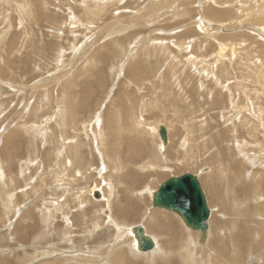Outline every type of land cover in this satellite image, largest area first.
<instances>
[{
  "label": "rangeland",
  "instance_id": "obj_1",
  "mask_svg": "<svg viewBox=\"0 0 264 264\" xmlns=\"http://www.w3.org/2000/svg\"><path fill=\"white\" fill-rule=\"evenodd\" d=\"M201 1L199 4L197 0H0V237L3 236L0 238V264L2 261L20 264L24 257L32 256H36L35 260L29 258L27 261L38 260L35 263L39 264L45 258L44 251L54 257L58 254L67 256L68 253L92 256L100 247H110L109 241L115 231L107 221L112 215L115 221L123 219L126 228L145 227L162 249L167 248L172 235L148 226L145 216L149 215V210L170 215L184 231L187 228L175 214L153 209L152 197L148 194L168 178L187 173L197 177L205 196L211 212L207 245L214 243L220 234L217 237L211 234L218 229L214 227L219 221L224 222L222 217L225 216L219 211L220 206L213 202L214 196L208 187L211 181L205 177L208 173H216L220 167L231 177V182L239 179L250 185L248 180L259 167L251 166L249 162L257 152L255 146L264 145V120L260 123L251 119V124L257 127L254 138L243 124L238 127L235 123V131L231 127L226 132L227 117L234 113L228 109L234 101L227 102L230 107L225 105L214 110L216 107L209 103L213 87L203 78L211 71L212 63L207 62L216 56L218 45L226 46L227 59L224 60L227 62L234 59L232 63L239 68L263 69L264 58L258 53L264 50V42L245 28L253 23L255 27L264 26L263 21L259 24V20H253L259 15L264 18V0ZM207 9L220 13V18L213 20ZM201 16L214 25L221 23L226 27L239 22V27L210 36L213 33L209 32L211 26H204ZM110 25L114 29L108 32L107 26ZM230 35H236L237 40L232 42ZM141 49L148 50L150 56L144 52L149 57L137 61L136 55L144 51ZM232 50L238 53L234 55ZM237 70L232 71L235 77ZM260 79L252 77L250 88H260L261 81L264 83V79ZM228 83L236 85L233 79ZM250 88L247 87L249 93ZM239 90L235 92L236 98L232 92V99L244 96L237 95ZM259 96L263 102L260 99L258 102L263 108L264 95ZM243 103L244 100H240L238 104L242 106ZM125 109L127 121L117 124L113 114H118L114 110L125 115ZM67 112V122H60L62 119L57 116H64ZM159 126L168 132L165 146L157 133ZM230 131L236 135L234 141ZM132 132H137V137ZM6 134L8 140H5ZM71 145L76 150L63 152L65 146ZM106 145L109 149L105 148ZM189 145L193 151L187 154ZM237 146L245 147V150L238 152ZM116 163L123 166H116ZM257 173L256 178L264 177L262 172ZM104 184L111 187L109 196ZM91 188L96 189L92 194ZM96 191L100 195L98 199L94 195ZM241 192V197L246 195L248 201L251 193ZM236 193L239 195L240 191ZM261 194L258 198L264 203V191ZM262 207L257 212L260 217L264 216ZM29 213H32V219H25ZM241 226L234 230L238 237L244 230ZM188 231L191 235L188 240H195L196 232ZM226 231L228 240L231 232ZM65 234L70 235L72 243H64ZM201 245L196 244L197 249ZM210 250L208 255H215L218 264L234 262L226 252L218 260ZM17 259L19 263H15ZM54 259L62 261L51 260Z\"/></svg>",
  "mask_w": 264,
  "mask_h": 264
},
{
  "label": "bare ground",
  "instance_id": "obj_2",
  "mask_svg": "<svg viewBox=\"0 0 264 264\" xmlns=\"http://www.w3.org/2000/svg\"><path fill=\"white\" fill-rule=\"evenodd\" d=\"M176 1H181V0H176ZM198 3L200 4V2H202L201 0H197ZM238 1V0H237ZM166 2V1H165ZM159 3V2H158ZM177 3V2H176ZM179 3V2H178ZM177 3V4H178ZM186 3V2H185ZM189 3V2H188ZM155 4V3H153ZM160 4V3H159ZM163 4V3H162ZM161 4V6H162ZM236 4V3H235ZM158 5V4H157ZM174 5V4H173ZM156 6V5H155ZM154 6V7H155ZM165 6V5H164ZM168 6V5H167ZM181 6V5H180ZM187 6V5H186ZM200 6V5H199ZM160 7V6H159ZM163 7V6H162ZM198 7V6H197ZM204 7V5H203ZM196 8V7H195ZM153 9V8H152ZM161 9V8H160ZM167 9V8H166ZM177 9V8H176ZM175 9V11H176ZM145 10V9H144ZM155 10V9H154ZM157 10V8H156ZM169 10V8H168ZM167 10V11H168ZM146 11V10H145ZM153 11V10H152ZM174 11V10H173ZM179 11V10H178ZM177 11V12H178ZM154 12V11H153ZM161 12V11H160ZM199 12V11H198ZM180 13V12H179ZM207 13H208V16L209 17H213L212 19H216L218 20L220 18V13H216L215 11H212V9H207ZM161 14V13H160ZM173 14V13H172ZM175 14V13H174ZM255 14V13H254ZM134 15V13H133ZM177 15V14H176ZM179 15V14H178ZM182 15V14H181ZM186 15V14H184ZM198 15V14H197ZM196 15V17H197ZM222 15H227V14H222ZM174 16V15H173ZM207 16V17H208ZM166 17V16H165ZM195 17V18H196ZM202 17V16H201ZM248 17V16H247ZM262 17V18H261ZM257 16L256 19H253V20H259V24L263 23L264 22V18L263 16ZM135 18V17H134ZM261 18V19H259ZM130 19V18H129ZM199 19V18H197ZM203 19V17H202ZM201 19V20H202ZM128 20V19H127ZM200 20V19H199ZM200 20V21H201ZM203 24L204 26L207 25L208 27H210V30L209 32H213V33H209L210 36H213L216 34V32H219V31H232V30H235L234 27H237L238 24H234L233 25H230V26H226V27H222L221 26V23L220 25H214L212 24L211 22L209 23V20L207 22V19H203ZM201 21V22H202ZM206 21V22H205ZM263 21V22H262ZM131 22V21H130ZM199 22V21H198ZM253 22V21H252ZM250 21V23H252ZM255 22V21H254ZM195 23V22H194ZM232 23V22H231ZM112 24V23H111ZM242 24V23H241ZM246 24V23H245ZM113 25V24H112ZM110 25L109 27L107 26V29H108V32L113 30L114 28H112L113 26ZM247 25V24H246ZM255 25L254 23L253 24H249L248 25V28H245L247 30H251V33L255 34L260 40L261 42L263 41L264 42V26L262 28H259V27H255L253 26ZM191 26V24H190ZM193 26V25H192ZM261 26V25H260ZM116 27V26H115ZM239 27V26H238ZM246 27V26H244ZM243 27V29H244ZM105 28V27H104ZM191 28V27H190ZM238 29V28H237ZM75 30V29H74ZM208 30V29H206ZM204 30V32L206 31ZM245 31V30H244ZM99 32V31H98ZM102 32V31H101ZM246 32V31H245ZM106 33V32H104ZM201 33V32H200ZM206 33V32H205ZM234 33V32H232ZM240 33V32H239ZM102 34V33H100ZM174 34V33H173ZM177 35V34H176ZM229 35V34H228ZM227 35V36H228ZM252 35V34H251ZM235 36L236 35H230L229 39L232 40V42L235 40H237V38L235 39ZM99 37V36H98ZM241 40V38H239ZM257 39V38H256ZM99 40V39H98ZM213 40V39H212ZM229 41V40H227ZM245 41V40H244ZM231 42V43H232ZM258 42V41H257ZM262 42V43H263ZM241 43V42H240ZM254 43V42H253ZM221 44V43H220ZM233 44V43H232ZM149 45L148 44V48H149ZM225 45H229V44H225ZM219 46V49H218V52L216 54V56L214 57V59L210 62H207V64H211V71L210 73H208L207 77H204V79H207V81L210 83L209 85L213 87L212 90H214L212 92L213 96H210V102L211 103V107H216L214 110L216 109H222L224 108L225 105H227V102H230L234 101V104H231V109H228L230 111H232V116L229 118V116L227 117L229 119V122H226V123H229V125H225V131L226 132H229L227 131L228 129H230L231 127L233 128V131H235V128L236 127V124L237 126L239 127V125L243 124L244 126L246 125L247 129L246 131L249 133L250 137L252 136L253 138L256 136V134L254 135V132L257 131L256 130V126H254L253 124H251V119L252 120H257V122H263L264 118V114H262L264 112L261 103H259L262 99H260L261 96H259V94H262L264 95V83L263 81H261L262 84H259V86H261L260 88L256 87L255 86L252 88H250L251 84H250V81H253V80H250L252 77L253 78H261V79H264V65L262 66V64H260L263 69L259 70L260 68V65L258 66L259 69H256L255 67L252 69V68H248L246 66V68H243L242 66H240V68L238 66H236L235 62L232 63V61L234 59H232V61L230 62H227L226 60L224 59H227V55H226V51L227 49L222 46V45H218ZM230 46V45H229ZM142 47V46H141ZM216 47V46H215ZM249 47V46H248ZM211 48V47H210ZM228 48V47H227ZM240 48V47H239ZM247 48V47H246ZM145 49V48H144ZM144 49H141V50H144ZM186 49V48H185ZM206 49V48H205ZM261 49V48H260ZM229 50V49H228ZM244 50V49H243ZM253 50V49H252ZM259 50V49H258ZM241 51V50H240ZM146 52V54L148 55L149 51L148 50H144L143 52L141 53H138L136 56H137V61L142 58H148L150 56V53H149V56L146 57V54L144 53ZM235 52V53H234ZM243 52V51H242ZM257 52V51H256ZM152 53V52H151ZM232 54H237L238 52L237 51H233L231 52ZM241 53V52H240ZM258 53V52H257ZM259 56L261 58H264V50L261 52L258 53ZM263 54V55H262ZM135 55H134V58H135ZM256 55V54H255ZM245 56V55H244ZM235 57V56H233ZM246 57V56H245ZM133 58V56H131V59ZM203 58V57H202ZM232 58V57H231ZM230 58V59H231ZM80 59V58H79ZM197 59V58H196ZM223 59V60H222ZM81 60V59H80ZM93 60V59H92ZM259 60V59H258ZM262 60V59H261ZM76 61V60H75ZM88 61V60H87ZM254 61V60H253ZM251 61V62H253ZM139 63V62H138ZM259 63V62H258ZM188 64V63H187ZM190 64V63H189ZM139 65V64H138ZM136 65V66H138ZM142 65V64H141ZM192 66V65H191ZM191 66H190V69H191ZM133 67V66H132ZM236 67V68H235ZM135 68V67H134ZM199 68V67H198ZM206 68V67H205ZM237 70V75L235 77V75L233 74L232 75V71L234 70ZM132 69V68H131ZM203 69V68H202ZM133 70V69H132ZM259 70V71H257ZM191 71V70H190ZM65 73V72H64ZM130 73H133L130 72ZM201 73V72H200ZM198 73V74H200ZM205 73V72H204ZM66 74V73H65ZM70 74V73H69ZM67 74V75H69ZM260 74V76H259ZM138 75V74H137ZM191 75V74H190ZM203 75H206V74H203ZM199 76V75H198ZM140 77V76H139ZM189 77V76H188ZM203 77V76H202ZM69 78V77H68ZM194 78V77H193ZM79 79V78H77ZM175 79V78H174ZM230 79H233L236 81V85L235 86H231L230 83H228V81ZM260 79V80H261ZM200 80V77H197V81ZM202 80V78H201ZM211 80V81H209ZM258 80V79H257ZM70 81V80H69ZM72 81V80H71ZM83 81V80H82ZM195 81V80H193ZM66 82V81H65ZM74 82V81H73ZM84 82V81H83ZM200 82V81H199ZM198 82V84H199ZM205 82V81H204ZM173 83V82H172ZM202 83V81H201ZM182 84V83H181ZM190 84V83H189ZM207 84V83H206ZM246 84L249 86L250 88V93L247 91V87ZM254 84V83H253ZM257 84V83H256ZM61 85V84H60ZM70 85V84H69ZM75 85V84H74ZM141 85V84H140ZM202 85V84H201ZM208 85V86H209ZM258 85V84H257ZM198 86V85H197ZM200 86V85H199ZM124 87V86H123ZM125 88V87H124ZM162 89V88H161ZM182 89V88H181ZM200 89V88H199ZM211 89V88H210ZM237 89H240L238 92H237V95H240V94H243L244 96L241 98V99H232L234 96V98H236V95H235V92L237 91ZM73 90V89H72ZM193 90V89H192ZM198 90V89H197ZM201 90V89H200ZM258 90H261V91H258ZM62 91V89L60 90ZM64 91V89H63ZM135 91V90H134ZM204 91V90H203ZM207 91V89H206ZM233 92V94H232ZM241 92V93H239ZM133 93V92H132ZM208 93L210 94V92L208 91ZM232 94V96H231ZM62 95V94H61ZM67 96V94H65ZM156 95V94H153V96ZM211 95V94H210ZM71 96V95H70ZM117 96V95H116ZM157 96V95H156ZM171 96V95H170ZM206 96V95H205ZM126 97V96H125ZM131 97V95L129 96ZM209 97V96H208ZM232 97V98H231ZM61 98H64V97H61ZM127 98V97H126ZM172 98V97H171ZM231 98V99H230ZM65 99V98H64ZM68 99V98H67ZM72 99V98H71ZM170 99V98H169ZM199 99V98H198ZM257 99V100H256ZM260 99V101H259ZM28 100V99H27ZM73 100V99H72ZM131 100V98H130ZM209 100V99H207ZM243 101L244 100V103L242 104V106H239L240 104H238L239 102ZM67 101V100H66ZM69 101V100H68ZM127 101H128V98H127ZM173 101V100H172ZM197 101V99H196ZM259 101V102H258ZM70 102V101H69ZM130 102V101H128ZM155 102V101H154ZM235 102H236V105H235ZM246 102V104H245ZM258 102V103H257ZM263 102V101H261ZM66 103V102H65ZM132 103V102H131ZM157 103V102H156ZM159 103V102H158ZM229 103V104H230ZM71 105V103H69ZM81 104V103H80ZM167 104V103H166ZM228 104V105H229ZM201 105V104H200ZM227 105V106H228ZM72 106V105H71ZM70 106V107H71ZM126 106V105H125ZM67 107V106H66ZM69 107V108H70ZM210 107V109H211ZM218 107V108H217ZM230 107V105H229ZM119 108V107H118ZM130 108L132 109V107L130 106ZM162 108V107H161ZM58 109H60L58 107ZM68 109V107H67ZM121 110L123 108H120ZM128 109V108H127ZM72 109L70 108V111ZM226 110V111H228ZM59 111H62V109H60ZM64 111V110H63ZM66 111V110H65ZM68 111V112H70ZM118 116L116 114H113L115 115L113 118H116L117 120L115 122H117V124H120L122 123L123 121H127V111L126 109L123 110L125 112V115H121L120 113H118L116 110H114ZM133 111V109L131 110V112ZM221 111V110H220ZM58 112V111H57ZM68 112L67 114L65 113L64 116L61 115V117H59V113L57 116L59 119H62V121L60 122H64L65 118H66V115H68ZM130 112V111H129ZM224 111H222L223 113ZM62 113V112H61ZM60 113V114H61ZM64 113V112H63ZM62 113V114H63ZM112 113V112H111ZM114 113V112H113ZM137 113V112H135ZM134 113V114H135ZM229 113V111H228ZM133 114V113H132ZM219 114V113H218ZM221 114V113H220ZM71 115V114H69ZM112 115V116H113ZM131 115V114H130ZM136 115V114H135ZM192 115V114H190ZM222 115V114H221ZM108 116V115H107ZM141 116V115H140ZM188 116V114H187ZM223 117L225 115H222ZM126 117V119H125ZM195 117V116H194ZM248 117H251V118H248ZM64 118V119H63ZM70 118V117H69ZM74 118V117H73ZM109 118V117H108ZM129 118V117H128ZM131 118V117H130ZM227 118H226V121H227ZM75 119H78V117ZM83 119V118H82ZM223 119V118H222ZM79 120V119H78ZM130 120V119H129ZM136 120V119H135ZM220 120V119H219ZM249 120V121H247ZM66 121V120H65ZM106 120H104L105 122ZM131 121V120H130ZM16 122V121H14ZM67 122V121H66ZM65 122V123H66ZM76 122V121H75ZM74 122V123H75ZM232 122V124H231ZM242 122V123H241ZM248 122V123H247ZM250 122V123H249ZM256 122V121H255ZM254 122V123H255ZM114 123V122H113ZM130 123V122H129ZM144 123V121H143ZM236 123V124H235ZM73 124V123H72ZM77 124V123H76ZM103 124V123H102ZM231 124V125H230ZM62 125V124H61ZM98 125V124H96ZM123 125V124H122ZM200 125V124H199ZM223 125V124H222ZM242 125V126H243ZM113 126V125H112ZM124 126V125H123ZM122 126V127H123ZM143 126V125H142ZM243 126V127H244ZM95 127V126H94ZM100 127V126H99ZM116 127V126H115ZM134 127V126H133ZM140 127V126H138ZM198 127V126H197ZM203 127V126H202ZM237 127V128H238ZM261 127V126H260ZM105 127H103L104 129ZM124 128V127H123ZM195 128V126H194ZM228 128V129H227ZM76 129V128H75ZM128 129V128H127ZM159 129V128H158ZM16 130V129H15ZM14 130V131H15ZM100 130V129H98ZM102 130V129H101ZM113 130V129H112ZM143 130V129H142ZM223 130V131H224ZM231 130V129H230ZM237 130V129H236ZM259 130V129H258ZM17 131V130H16ZM119 131V129H118ZM138 131V129H137ZM221 131V132H223ZM224 131V132H225ZM74 132V131H73ZM98 132V131H97ZM106 132V131H105ZM122 132V130H121ZM129 132V131H128ZM187 132H190V131H187ZM223 132V133H224ZM77 133V132H76ZM112 133V132H111ZM114 133V132H113ZM124 132H122L123 134ZM133 133V132H132ZM157 133H158V130H157ZM167 133L166 132V142L168 141L167 139ZM232 133V140L234 141V132H231L230 131V134ZM258 133V132H257ZM264 133V131H263ZM8 134V133H7ZM6 134L7 137H5L6 139L5 140H8L9 139V136ZM10 134V133H9ZM106 134V133H105ZM119 134V132H118ZM121 134V133H120ZM156 134V133H154ZM193 134V132L191 133ZM219 134V133H218ZM260 134V132H259ZM109 135V134H108ZM114 134H112L113 136ZM117 135V134H115ZM133 135L135 137H137V132L136 133H133ZM159 135V134H158ZM224 135V134H223ZM225 135H229V134H225ZM14 136V135H13ZM226 136V137H227ZM101 137V136H100ZM104 137V136H103ZM107 137V136H106ZM105 137V138H106ZM119 137V135H118ZM117 137V138H118ZM192 137V136H191ZM111 138V137H110ZM220 138V137H219ZM229 138V137H228ZM129 139V138H128ZM204 139V138H203ZM107 140V138H106ZM105 140V142H106ZM113 140V139H112ZM264 140V139H263ZM262 140V141H263ZM11 141V140H10ZM109 141V140H108ZM114 141V140H113ZM135 141V140H134ZM161 141V140H160ZM8 142V141H7ZM257 142V140H256ZM117 143V142H116ZM138 143V142H137ZM140 143V141H139ZM169 143V142H168ZM70 144V143H69ZM72 144V143H71ZM108 144V142H107ZM111 144V143H110ZM163 144V143H162ZM205 144V143H204ZM262 144V143H261ZM68 145V144H67ZM74 145V144H73ZM149 145V144H148ZM159 145V144H158ZM161 145V144H160ZM206 145V144H205ZM72 146V145H71ZM68 147L66 148V146L64 147V151L63 152H71L73 151V149H75V146H72V147ZM107 146V145H106ZM116 147V145H114ZM163 146H165L163 144ZM235 146V145H234ZM77 147V146H76ZM113 147V146H112ZM146 147V145H145ZM204 147V146H203ZM202 147V148H203ZM236 147V146H235ZM257 148V152L255 155H252V159L251 161L249 162V164L251 166H257L259 167L258 171H256L254 174H251V177L249 178L250 180H248L250 182V185H247V184H244V182H240L239 179L236 180V182H239L238 185H236L234 187V185L236 184L235 181L231 182L230 181V178L225 174V172L223 171L224 169H220V167H218V171L216 173H208L207 176L205 178H209L210 181H211V184L208 185L210 191H212V194L214 196V199L215 201L213 202H216L218 204V206H220V209L219 211H221L225 217H222L223 221L224 222H221L219 221V223H217V225L214 227V228H218L217 230H215L216 232L212 233L211 236H218V234H220L217 238H215L214 240V243H210L209 245H207V242H208V238H209V235H208V230H209V224H208V220L210 218V215H211V212L209 210V218L206 220L205 222V225H206V231H205V235L202 236V239L201 238V235L200 233L196 232V239L195 240H188V239H191V235H190V232L188 231L189 228H187V230L185 229V231L174 221V218L171 217L170 215H167L165 213H161V214H155L154 210H149V215H146L145 218L147 220V224L148 226H151V227H158L159 229H161L162 231H167L168 233H171L172 235V239L170 240V242L168 243L167 245V248H161L160 247V244H159V241L157 239H155L153 236H151L149 233H147V229L145 227H142L144 229V235L145 236H148L152 242H153V248L151 250H148V251H140L139 250V245H138V241L136 240L134 234H133V230L136 226H132V227H125L124 226V220L121 219L119 221H115L113 220L114 217L113 215L112 216H108L109 217V220L107 221V223H109L112 227H113V231L114 232V236L113 238L109 241V248L108 246L107 247H100L99 249H97V251H93L95 252L94 255L92 256H87V255H73V254H70L68 253L67 256H64L63 253L62 255L64 256H60V254L55 255L56 257L52 256V255H47L45 254L44 252H42V254H44L43 256L45 257L43 261H41L39 264H137V262H143L144 264H218L216 262V259L214 258L215 255H213L214 257H212V254L211 256L208 255V252L209 250H213L217 256V259L218 260H221L220 259V255L224 254L226 252V255L228 257H231L234 262H232V264H264V216L262 215V217L259 216V213H257L258 211L260 212V209H263L262 206H264V203L260 202L261 200L258 198L261 197V193L264 191V177L260 175V177H257L256 176L258 175L257 172L260 171V173L262 172V174L264 175V145H258L255 146ZM105 148H108L105 147ZM238 148V149H237ZM236 148V151L238 152H241L242 149L243 151L245 150V147H238L237 146ZM78 149V148H77ZM109 149V148H108ZM107 149V150H108ZM112 149V148H111ZM43 150V149H42ZM61 150V149H60ZM59 150V151H60ZM76 150V149H75ZM83 150V149H82ZM115 150V149H114ZM136 150V149H134ZM166 150V149H165ZM78 151V150H77ZM77 151L75 153H77ZM106 151V150H105ZM118 151V149H117ZM133 151V150H132ZM140 151V150H139ZM149 151V149H148ZM152 151V150H151ZM160 151V150H159ZM193 151V148L190 149V145H189V150H187V154L191 153ZM62 152V153H63ZM111 152V151H110ZM162 152V151H160ZM171 152V151H170ZM186 152V151H185ZM74 153V152H73ZM109 153V151L107 152ZM115 153V152H114ZM165 153V152H164ZM178 153V152H177ZM60 154V153H59ZM102 154V153H101ZM186 154V155H187ZM61 155V154H60ZM59 155V156H60ZM74 155V154H73ZM79 155V154H78ZM77 155V156H78ZM105 155V154H104ZM109 154H107L108 156ZM126 155V154H125ZM174 155V154H173ZM172 155V156H173ZM58 156V157H59ZM63 156V155H62ZM66 156V154H65ZM69 156L71 157V155L69 154ZM75 156V155H74ZM80 156V155H79ZM112 156V153L111 155ZM154 156V155H153ZM160 156V155H159ZM163 156V155H162ZM182 156V155H181ZM246 156V154H245ZM69 157V159H70ZM104 157V156H103ZM113 157V156H112ZM131 157V156H130ZM129 157V158H130ZM170 157V156H169ZM174 157V156H173ZM63 158V157H61ZM66 158V157H65ZM117 158V156H116ZM114 158V160L116 159ZM159 158V157H157ZM50 159V158H49ZM108 159V158H107ZM110 159V158H109ZM144 159V158H143ZM150 159V158H149ZM160 159V158H159ZM173 159V158H172ZM178 159V157H177ZM181 159V158H180ZM248 159V156L246 158V160ZM74 160V159H73ZM76 160V159H75ZM114 160H108L109 163H112L114 164ZM161 160V159H160ZM175 160V159H174ZM187 160V159H186ZM125 161V160H124ZM122 161V162H124ZM151 161V160H150ZM157 161V159L155 160ZM167 161V160H166ZM66 162V161H63V163ZM129 162V161H128ZM152 162V161H151ZM150 162V163H151ZM80 163V162H78ZM82 163V162H81ZM86 163V161H85ZM84 163V164H85ZM127 163V162H126ZM154 163V162H153ZM160 163V162H159ZM163 163V162H162ZM187 163V162H186ZM106 164V163H104ZM152 164V163H151ZM164 164V163H163ZM253 164V165H252ZM73 165V164H72ZM123 166L121 165L120 163L117 164L116 163V166ZM153 165V164H152ZM176 165V164H175ZM185 165V164H184ZM189 165H190V162H189ZM69 166V165H67ZM103 166V165H102ZM106 166V165H105ZM74 167V166H73ZM77 167V165L75 166ZM80 167V166H79ZM104 167V166H103ZM158 167V166H157ZM192 167V166H191ZM256 168V167H255ZM123 169V168H122ZM143 169V167H142ZM161 169V168H160ZM215 169V168H214ZM77 170V169H76ZM74 170V171H76ZM80 172V170H78ZM77 171V172H78ZM159 171V170H158ZM211 171V170H210ZM209 171V172H210ZM216 171V170H215ZM155 173V171H154ZM188 174V173H187ZM239 174V173H238ZM243 174V173H242ZM151 175V174H150ZM158 175V174H157ZM206 175V174H205ZM229 175V174H228ZM234 175V174H233ZM182 176V175H181ZM108 177V176H107ZM111 177V176H110ZM126 177V176H125ZM151 177V176H150ZM153 177V176H152ZM178 177V176H176ZM235 177V176H234ZM103 179V178H102ZM128 179V178H127ZM87 180V179H86ZM85 180V181H86ZM100 181V180H99ZM129 181V180H128ZM247 181V179H246ZM263 181V182H262ZM246 183V182H245ZM96 184V183H95ZM130 184V182H129ZM231 184V185H229ZM105 185V190L108 191V196L109 194L111 193L112 190H110L111 187H109V184H104ZM60 186V185H59ZM94 186V185H93ZM107 186V187H106ZM95 187V186H94ZM131 187V186H130ZM59 189H61L60 187H58ZM64 188V187H63ZM97 188V187H96ZM57 189V188H56ZM75 189V188H74ZM79 190H81V188H77ZM90 189V188H89ZM92 190H90V194L93 193V190H96L95 188H91ZM102 189V188H101ZM263 189V190H262ZM58 190V189H57ZM77 190V191H79ZM130 190V189H129ZM157 190V189H156ZM155 190V191H156ZM245 191V192H249L251 193L250 195V198L248 199V201L246 200V195H243L241 197V191ZM60 191V190H59ZM128 191V190H127ZM154 191V192H155ZM236 191H240V194L238 195V193H236ZM153 191H150L148 196L149 197H152L151 198V207H152V199H153V194H154ZM247 192V193H248ZM77 193V192H76ZM95 193H97L99 195V193L96 191ZM104 193V192H102ZM128 193V192H127ZM138 193V192H137ZM144 193V192H143ZM148 193V192H147ZM153 193V194H152ZM246 193V194H247ZM56 194V193H55ZM59 194V193H58ZM57 194V195H58ZM89 194V193H88ZM60 195V194H59ZM107 196V197H108ZM125 196V195H123ZM248 196V195H247ZM252 196V197H251ZM79 197V196H77ZM100 197V195H99ZM98 197V198H99ZM128 197V196H127ZM205 197V196H204ZM249 197V196H248ZM263 197V196H262ZM97 198V199H98ZM103 198V196H102ZM102 200V199H101ZM123 200V199H122ZM206 200V199H205ZM260 200V201H259ZM127 201V200H126ZM137 201V200H136ZM142 201V200H141ZM55 202V201H54ZM135 202V201H134ZM140 202V201H139ZM138 202V204H139ZM143 202V201H142ZM141 202V203H142ZM106 203V202H105ZM46 204V203H45ZM51 204V203H50ZM93 204V203H92ZM91 204V205H92ZM109 204V203H108ZM207 204V202H206ZM49 205V203H48ZM59 205V204H58ZM66 205V204H65ZM68 205V204H67ZM83 205V204H82ZM96 204H94L93 206H95ZM110 205V204H109ZM62 206V205H61ZM93 206H91L93 208ZM59 207V206H58ZM65 207V206H64ZM88 207V206H87ZM45 208V207H44ZM54 208V207H53ZM57 208V207H56ZM63 208V207H62ZM80 208V206H79ZM83 208V207H81ZM153 209H158V208H154L152 207ZM89 209V208H88ZM87 209V210H88ZM53 210V209H52ZM59 210H60V207H59ZM86 210V208H85ZM86 210V211H87ZM90 210V209H89ZM123 210V209H122ZM125 210V209H124ZM162 210V209H160ZM84 211V209H83ZM165 211V210H163ZM168 212V211H166ZM82 213V212H81ZM110 213V212H109ZM122 213V212H121ZM169 213H172V212H169ZM256 213V214H255ZM34 214V213H33ZM117 214V213H116ZM123 214V213H122ZM121 214V215H122ZM148 214V212H147ZM175 214V213H173ZM25 215V214H24ZM37 215V214H36ZM124 215V214H123ZM176 215V214H175ZM83 216V214H82ZM91 216V215H90ZM115 216V215H114ZM177 216V215H176ZM25 219H30L32 217V213H29L28 215H25ZM42 217V216H41ZM178 217V216H177ZM116 218V216H115ZM179 218V217H178ZM32 219V218H31ZM90 219V218H89ZM118 219V218H117ZM180 219V218H179ZM24 220V219H23ZM22 220V221H23ZM68 220V219H67ZM80 220V219H79ZM250 220V221H249ZM71 221V220H70ZM83 221V220H82ZM85 221V219H84ZM83 221V222H84ZM90 221V220H89ZM181 223L182 220L180 219ZM217 221V220H216ZM46 222V221H44ZM86 222V221H85ZM91 222V221H90ZM252 223V224H250ZM70 224V223H69ZM85 224V223H84ZM108 224V225H109ZM250 224V225H249ZM258 224V225H257ZM67 225V223H66ZM71 225V224H70ZM184 225V224H183ZM239 225H242L244 227V230L241 231L242 233V238L241 237H238V235L236 233L238 232H234V230L237 228V226ZM19 226V225H18ZM185 226V225H184ZM241 226V227H242ZM69 227V226H68ZM67 227V228H68ZM71 227V226H70ZM84 227V226H83ZM98 227V226H97ZM230 228V229H227ZM82 228V226H81ZM240 228V227H239ZM85 229V228H84ZM103 229V228H101ZM104 230V229H103ZM102 230V231H103ZM191 230V229H189ZM226 230L230 231L231 233H229L230 237L229 239L227 240V236H226ZM239 230V229H238ZM101 231V232H102ZM107 231V230H106ZM160 231V230H159ZM193 231V230H191ZM240 231V230H239ZM194 232V231H193ZM106 233V232H105ZM104 233V234H105ZM246 233V235H245ZM91 234V233H90ZM108 235V234H107ZM106 235V236H107ZM62 236V235H61ZM64 236V235H63ZM105 236V235H104ZM65 240H64V243H72L71 239L69 238L70 235L68 236L67 234H65ZM0 238H3V236H1ZM63 238V237H62ZM225 238H226V241H225ZM25 239V238H24ZM1 240V239H0ZM23 240V239H22ZM73 240V239H72ZM105 241V240H104ZM108 241V240H107ZM196 241V243H195ZM172 242V243H171ZM197 245H201L202 247H200L199 249H201L202 251H200L199 249H197L198 247L196 246ZM229 246H228V245ZM104 246V245H103ZM205 246H208L206 250H203V248ZM84 248V247H83ZM46 249V248H44ZM51 249V248H50ZM210 250V252H211ZM59 251V250H58ZM37 252V251H36ZM70 252V251H69ZM107 252V253H106ZM39 253V252H38ZM51 254V252H49ZM72 253V252H71ZM93 254V253H92ZM101 254H104V256H102ZM90 255V254H89ZM63 257V258H62ZM219 257V258H218ZM32 260L36 258V256H32V257H24L23 258V261H21L20 264H24V263H27L28 261L27 260ZM53 258H57V259H61L62 261H56V259L54 260H51ZM217 260V261H218ZM38 261V260H36ZM35 261V262H36ZM131 263H130V262ZM19 259H17L15 261V263H19ZM35 262H28L27 264H34ZM88 262V263H87ZM229 262V261H228ZM226 261H224V263L226 264H230ZM2 264H10L9 261H2ZM37 264V263H35ZM139 264V263H138Z\"/></svg>",
  "mask_w": 264,
  "mask_h": 264
},
{
  "label": "water",
  "instance_id": "obj_3",
  "mask_svg": "<svg viewBox=\"0 0 264 264\" xmlns=\"http://www.w3.org/2000/svg\"><path fill=\"white\" fill-rule=\"evenodd\" d=\"M158 134L165 145V128L159 126ZM94 195L96 199L99 197L97 193ZM152 207L175 213L185 227L200 233L201 238L205 235L207 228L205 222L209 218V210L197 177L183 174L168 178L154 192ZM133 234L138 241L140 251L144 252L153 248L152 240L144 235V229L141 226H136Z\"/></svg>",
  "mask_w": 264,
  "mask_h": 264
}]
</instances>
